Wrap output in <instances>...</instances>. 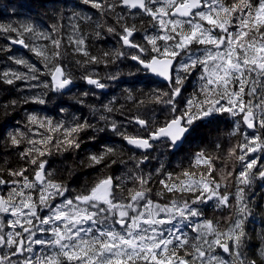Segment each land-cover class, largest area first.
<instances>
[{"label": "snow or ice", "instance_id": "1", "mask_svg": "<svg viewBox=\"0 0 264 264\" xmlns=\"http://www.w3.org/2000/svg\"><path fill=\"white\" fill-rule=\"evenodd\" d=\"M92 8L98 10L101 15L111 13L116 16L117 28L109 26V33H117L122 41L121 47L132 50L130 59L136 62V73L143 72L145 75H153L167 81V90L159 88L152 89L142 95L154 97L155 104H163L170 111V118H166L163 125L157 127L155 122L142 118L141 115L127 117L129 124L135 123L140 126L136 134L121 132V125L115 120L109 121L108 117L101 116L105 121V128H99L91 124L85 118L80 123V118H74L75 126L64 129L65 141L68 147L80 148V143L75 139V134L92 130L93 132H104L110 127L113 132L120 135L129 145L137 149L156 150L157 145L169 153H174L182 148L185 142H190L198 137L201 130L211 122L218 114L228 113L243 117V123L248 129L259 128L264 130V96L260 103L254 104L252 100H245V96H255L258 91L257 85L264 86V0H258L253 4L251 0H237L231 7L224 5L222 0H83ZM160 5V6H157ZM117 7L135 10L137 13L146 14L154 23L155 34H145L144 43L134 42L133 34L138 31L135 25H129L125 16L116 13ZM204 9H207L205 11ZM78 13H73L77 17ZM85 19H88L85 17ZM211 25L205 28L203 22ZM238 21L236 32L229 30V25ZM97 27H100L97 25ZM219 29L221 35H216L213 29ZM73 35L68 37L69 43L75 45L74 51L82 53L85 59L83 65L99 64L104 62L115 63L126 52L116 50L104 52L103 56L92 55L85 47V36L79 34V25L72 26ZM0 31L5 33H17L19 38L13 43L23 45L33 52L46 69L42 72L36 65L29 63L23 58L14 59L15 64L23 65L27 71L18 72L6 70L0 73V83L13 85L16 81H40L42 75L51 77V81L43 82L44 88L59 91L73 84V78L58 62L62 56V39H54L53 33L58 32L56 25L52 26L51 32L39 31L33 23H22L19 26L12 24H0ZM255 33V35H252ZM36 39L43 38L50 41L53 49L49 46H33L26 42L25 36ZM100 36V32H96ZM251 36V39L249 37ZM193 45L211 46L207 48L202 56L191 52ZM81 64V61H77ZM199 71L201 86L199 91H194L186 100L184 89L186 81ZM136 73H129L135 75ZM252 74H255L253 77ZM120 76L117 72L108 78L116 80ZM89 85L97 89H104L106 84L100 79H94L92 74L83 77ZM251 85L250 90L246 86ZM28 87H39V84H29ZM126 99L136 105L137 111L143 105V100H137V96L131 89H125ZM200 94L204 99L200 100ZM46 94H37L27 97L22 102H34L45 104ZM83 95H88L84 93ZM115 100V98H113ZM184 102V107L179 105ZM83 103L81 99L78 101ZM13 105L17 101L11 102ZM109 104L104 105V111L112 113L121 111L114 109ZM259 110V111H257ZM63 112L64 109L61 108ZM40 120V127L47 128L50 132L60 131L64 128L63 123L53 124L50 118H39L34 114H28V121L36 124ZM239 123V122H238ZM239 131V127H237ZM24 134L17 129L16 133H9L11 144L18 146L22 143ZM90 139L95 140V135ZM246 144L238 145L241 155L237 157L242 162L243 171L236 178L240 185H250L252 182V169L257 166V159H246L249 153L264 151V131L261 134L249 138L245 136ZM51 137L39 141L29 140L33 147L25 149L20 153V159L31 165H37L34 179L30 180L25 173L26 168L19 171H10V176L22 177L20 180H7L0 178V184L9 183L17 185L7 197L0 195V213L10 214L13 219H8V226L12 231H4V225L0 224V247L7 248L8 252L0 255V264H189V261L177 255V250L184 248L188 243V237L182 231H173L179 228L183 222L184 227H192V230L204 235H214V240L204 239L208 244V250L195 246L193 262L197 257L201 264L209 259L213 246L223 248L226 253L236 257V264H256L255 260L249 261L243 257L242 247L246 233L243 229L244 221L238 219L227 233H219L211 220H202L193 224V218L202 217L198 204L215 199L217 207H230L229 194H221V184L212 179L214 173L213 160L201 149L194 156L197 166H207L206 173L199 179L185 171L178 182H172V174H167V179L159 183L168 193H196L195 198L189 203L172 201L170 204H155L149 198L151 189L147 185L152 180V174L137 176L131 173L134 180L141 185L139 190H129V195L124 201L118 199L117 190L121 184L115 183L119 178L107 176L100 179L98 183L84 191L76 194L71 199H66L62 204L51 206L55 197H63L68 191L64 184L54 183L48 177L50 173L46 170V161H38L28 157L33 152L44 156L47 149H37L36 143L47 145ZM254 145V146H253ZM220 147L219 144L216 145ZM235 154L236 149L230 150ZM117 155V149L105 146L99 154L90 153L89 167L104 165L110 167L117 163L112 157ZM136 161L139 168L145 161L150 159L148 154H142ZM123 163V161H120ZM163 168L157 169L160 173ZM229 176L232 173L228 174ZM259 177L264 179V171L259 172ZM40 186L38 204L33 200L31 193L25 189H33ZM245 189L238 188L236 201L240 214L247 213L248 206L245 202ZM119 195L124 196L123 190ZM157 196L163 192H157ZM39 205V206H38ZM84 207H81V206ZM47 208L49 215L41 217L38 215L39 208ZM164 214V215H161ZM34 221L41 227L37 231L50 233V238H36L32 231ZM176 222L175 224L173 222ZM51 225L50 227H43ZM120 226V230L116 229ZM147 225V227H143ZM202 237L198 235L197 240ZM33 245H42L57 251L50 255H38L34 252ZM30 255H25V254ZM264 255V252L261 253ZM15 257L16 259H10ZM215 255L210 256L211 261H217ZM218 264H226L222 259Z\"/></svg>", "mask_w": 264, "mask_h": 264}, {"label": "trees", "instance_id": "2", "mask_svg": "<svg viewBox=\"0 0 264 264\" xmlns=\"http://www.w3.org/2000/svg\"><path fill=\"white\" fill-rule=\"evenodd\" d=\"M179 2V0H177ZM210 3L211 0H208ZM225 6L231 7L237 3V0H222ZM253 4L258 3V0H251ZM160 6V5H157ZM206 10V9H205ZM73 13H78L77 17H73ZM116 13L125 16V21L129 25H135L138 29L134 33V42L144 43L145 34H155L156 29L152 27L154 23L146 14L137 13L123 7H117ZM87 17L88 19H85ZM22 23H33L39 31L45 33L51 32L52 26L58 27V32L53 33L54 39H62L63 47L61 48L62 56L58 62L64 67L67 73L71 74L73 82L76 86L68 91H54L51 88H44L43 82L51 81L48 75H42L40 81H16L13 85L0 83V178L7 180H20L23 183L22 177L10 176V171H19L21 168H26L28 171L25 175L30 180L34 179L37 165H31L20 159V153L25 149L33 147L29 144V140L39 141L51 137L47 145L35 144V147L40 150L47 149L44 156H40L38 152H33L28 160L35 158L38 161H46V170L50 173L48 177L54 183L64 184L68 191L63 197H55L51 206L63 203L66 199H71L76 194L90 188L104 179L107 176L119 178L115 181L121 184V189L117 190L118 199L124 201V198L129 195V190H139L141 185L138 180L131 177V173L135 172L137 176L152 174V180L145 188L151 189L149 198L155 204L165 205L172 201L183 203L185 200L191 201L195 198L196 193H168L159 183L160 180L167 179V174H172V182H178L185 179L183 173L191 172L195 178L199 179L202 174L206 173L207 166H197L194 163V156L197 152L203 149L207 156L213 160L214 173L212 179L221 184V194L225 192L229 194L230 207H217L215 199L207 201L204 204H198L202 212V217L193 218V224L202 220L213 221L219 233H227L234 225L235 221L241 219L244 221L243 229L246 233L244 244L242 247L243 257L249 261L255 260L256 264H264V179L259 177L261 169L264 170V159L259 158L257 166L252 169V182L250 185H240L237 183L239 172L243 171L242 162L238 161L237 157L241 155V150L237 147L241 144H246L245 136L249 138L261 134L262 131L257 127L255 131H249L242 123V115L232 116L228 113L218 114L211 122L207 124L200 132L198 137L190 142H185L182 148L174 153H169L157 145L156 150L149 152H141L128 148L120 135L106 128L104 132H93L86 130L75 134V139L80 143V148L68 147L65 141L64 129H71L75 126L74 118H80L79 122L83 123L86 118L89 123L97 125L99 128H105V121L100 119L101 116L108 117L109 121L115 120L121 125L120 131L128 134H136L140 131V126L135 123L129 124L128 116L141 115L142 118L155 122L156 126H162L166 118H170L169 109L163 104H155L154 97L142 95L148 93L152 89L167 90V85L155 81L151 76L145 73H136V63L130 59L131 49L121 47L122 41L117 34L120 32L119 25L116 24V16L108 13H101L92 8L90 4H85L83 0H0V24H12L19 26ZM205 28H211L207 22H203ZM79 25V34L85 36V47L92 55L103 56L104 52H115L121 50L127 53L115 63L83 65V61L87 59L82 53L74 51L75 45L70 44L68 37L73 35L72 26ZM99 25L100 27H97ZM114 26L117 28V33H109L107 28ZM238 21H234L229 25V30L236 32ZM96 32H100V36H96ZM214 34L221 35L220 30L213 29ZM252 35H255L253 33ZM19 38L17 33H5L0 31V73L6 70L26 72L27 69L23 65H17L14 59L23 58L29 63L36 65L42 72H46L43 63L33 52L23 45L19 46L13 43L14 39ZM251 39V36L249 37ZM27 43L33 46H49V51L53 49L50 46V41L43 38L36 39L31 36H25ZM211 46L193 45L191 52L202 56L205 50ZM81 61V64H77ZM117 72L120 76L116 80H110L108 77L115 75ZM129 73H136L129 75ZM92 74L95 79L107 85L105 91H98L95 86L89 87L85 84L83 77ZM201 73L196 72L186 81L184 89V99L186 100L194 91H199ZM255 77V74H252ZM29 84H39V87H28ZM251 85L246 86V90H250ZM258 91L255 96H245V100H252L254 104L260 103V99L264 96V86L257 85ZM125 89H131L137 96V100H143V105L137 111V107L131 101L126 99ZM88 93V95H83ZM37 94H46L45 104L34 102L24 103V99ZM115 98V100H113ZM83 103H79V100ZM200 100L204 99V95L200 94ZM15 100L17 103L13 105L11 102ZM114 109H121L123 106V114L121 111H113L107 113L104 111V105L109 104ZM184 107L183 100L180 105ZM61 108L64 111H61ZM259 111V110H257ZM28 114H34L39 118H50L53 124L63 123L64 128L60 131L50 132L45 124V127H40V120L36 124L28 121ZM239 122V123H238ZM239 127V131H237ZM17 129L24 134L21 138L22 143L18 146L11 144L9 133H16ZM95 135L96 139H90ZM220 147L217 148L216 145ZM105 146H112L117 149V155L112 159L117 160V163H108L110 167L104 165H96L89 167V154H99ZM254 146V145H253ZM236 149L235 154L230 150ZM142 154H148L150 159L145 161L139 168H136V161L130 159L135 156L139 159ZM256 155L264 157V151H258L257 154L249 153L246 159H255ZM120 161H123L121 163ZM163 168L160 173L157 169ZM232 173L231 176L228 174ZM17 185L11 183L7 185L0 184V195L5 197ZM245 189V202L248 206V212L240 214L239 207L236 201V193L238 188ZM123 190L124 196L119 195ZM26 193H31L33 200L38 204L40 195V186L33 189H25ZM157 192H163V195L157 196ZM39 206V205H38ZM81 207H84L83 205ZM38 215H49L47 208L40 207ZM164 215V214H161ZM8 219H13L10 214L0 213V224L4 225V231H12L8 226ZM176 223L175 221L173 222ZM41 226L37 221H34L32 231L36 233V238H50V233H41L37 231ZM43 227H50L44 225ZM120 230V226H115ZM143 227H147L144 225ZM173 231H182L188 237L189 243L177 250V255L193 262L194 247H203L208 250V244L203 241L214 240V235H204L192 230V227H184L182 222L179 228H173ZM200 235L202 238L197 240ZM34 252L38 255H50L57 251L53 248H46L42 245H33ZM8 252L7 248L0 247V255ZM30 255V254H25ZM215 255L218 259L224 257L220 247L213 246L210 256ZM209 259L205 264H214L216 261ZM226 264H236V257L231 254L229 257H224ZM10 259H16L10 257ZM217 259V260H218ZM64 264H68L64 261ZM194 264H201L200 258L197 257Z\"/></svg>", "mask_w": 264, "mask_h": 264}, {"label": "water", "instance_id": "3", "mask_svg": "<svg viewBox=\"0 0 264 264\" xmlns=\"http://www.w3.org/2000/svg\"><path fill=\"white\" fill-rule=\"evenodd\" d=\"M131 11H134V10H131ZM134 35V34H133ZM19 46H21L20 44H18ZM126 47V46H125ZM127 48V47H126ZM132 61V60H131ZM133 63H136V62H134V61H132ZM150 75V74H149ZM152 78H154V80H156L157 82H160V83H163V84H165V85H167V81H164L162 78H160V77H156V76H153V75H150ZM95 79V78H94ZM85 84L87 85V86H89V87H92L93 85H89L87 82H86V80H85ZM74 86H76V84L73 82V84L72 85H70L68 88H66V89H62L61 91H68V90H70L72 87H74ZM97 89V88H96ZM98 91H105L106 90V88H104V89H97ZM242 122H243V118H242ZM244 124V123H243ZM139 126V125H138ZM244 126L247 128V126L244 124ZM248 129V128H247ZM249 131H254L255 129H248ZM123 142H124V144L128 147V148H131V149H133V150H139V151H141V152H145V150H142V149H137V148H135V147H133L132 145H129L125 140H123ZM149 151H151V150H149ZM148 151V152H149ZM258 153V151L257 152H255V153H252V154H257ZM39 186V185H38ZM221 249V251H222V253H223V255L225 256V257H229L230 255H231V253H226V252H224L223 251V248H220Z\"/></svg>", "mask_w": 264, "mask_h": 264}, {"label": "rangeland", "instance_id": "4", "mask_svg": "<svg viewBox=\"0 0 264 264\" xmlns=\"http://www.w3.org/2000/svg\"><path fill=\"white\" fill-rule=\"evenodd\" d=\"M204 10H205V9H204ZM205 11H207V9H206ZM208 48H209V47H208ZM259 158L264 159V157H260L259 155H256V158H255V159H257V161H258ZM60 204H62V203H60ZM60 204H57V205H60ZM43 216H46V215H42L41 217H43ZM38 224H39V223H38ZM39 225H40V224H39ZM40 226H41V225H40ZM220 259H222V260L225 261V258H224V257H220ZM220 259H218L214 264H218V261H219Z\"/></svg>", "mask_w": 264, "mask_h": 264}, {"label": "flooded vegetation", "instance_id": "5", "mask_svg": "<svg viewBox=\"0 0 264 264\" xmlns=\"http://www.w3.org/2000/svg\"><path fill=\"white\" fill-rule=\"evenodd\" d=\"M242 118H243V117H242ZM242 123H243V122H242ZM243 125H244V124H243ZM255 130H256V129H255ZM255 130H254V131H255ZM261 171H264V170H263V169H261Z\"/></svg>", "mask_w": 264, "mask_h": 264}]
</instances>
